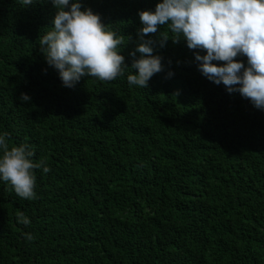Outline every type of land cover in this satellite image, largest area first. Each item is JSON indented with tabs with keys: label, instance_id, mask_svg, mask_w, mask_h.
I'll return each instance as SVG.
<instances>
[{
	"label": "trees",
	"instance_id": "trees-1",
	"mask_svg": "<svg viewBox=\"0 0 264 264\" xmlns=\"http://www.w3.org/2000/svg\"><path fill=\"white\" fill-rule=\"evenodd\" d=\"M156 3L82 0L131 37L128 65ZM55 12L0 0V131L51 169L35 170V200L0 181V264H264V110L204 77L183 39L157 43L146 89L127 73L65 87L38 44Z\"/></svg>",
	"mask_w": 264,
	"mask_h": 264
},
{
	"label": "clouds",
	"instance_id": "clouds-1",
	"mask_svg": "<svg viewBox=\"0 0 264 264\" xmlns=\"http://www.w3.org/2000/svg\"><path fill=\"white\" fill-rule=\"evenodd\" d=\"M37 0H21L25 8ZM56 12L51 26L39 35L38 44L47 64L58 71L65 87H74L84 76L114 81L125 76L129 86L146 89L151 77L164 69L163 57L155 52L157 43L183 39L194 52L200 73L209 81L223 83L229 93L238 92L258 109L264 110V0H157L155 8L139 11L142 26L135 47L125 64L121 49L131 37L101 20V15L82 0H51ZM164 25L159 41L147 37ZM246 57L244 60L236 57ZM222 61L223 63H214ZM135 69L136 71H132ZM174 75L172 71L167 73ZM178 94V91H177ZM22 101H29L21 93ZM9 133L0 131V181L8 182L26 200L37 199L36 169L48 173L46 160H36L29 144L10 145ZM17 223H32L24 211ZM28 241L35 239L23 233Z\"/></svg>",
	"mask_w": 264,
	"mask_h": 264
}]
</instances>
